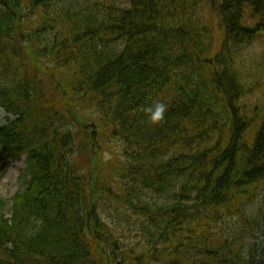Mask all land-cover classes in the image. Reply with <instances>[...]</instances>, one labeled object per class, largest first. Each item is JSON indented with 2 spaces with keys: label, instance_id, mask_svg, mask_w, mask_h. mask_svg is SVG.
<instances>
[{
  "label": "trees",
  "instance_id": "trees-1",
  "mask_svg": "<svg viewBox=\"0 0 264 264\" xmlns=\"http://www.w3.org/2000/svg\"><path fill=\"white\" fill-rule=\"evenodd\" d=\"M255 37L264 0H0V149L25 164L0 264H252L264 42L236 49Z\"/></svg>",
  "mask_w": 264,
  "mask_h": 264
},
{
  "label": "rangeland",
  "instance_id": "rangeland-1",
  "mask_svg": "<svg viewBox=\"0 0 264 264\" xmlns=\"http://www.w3.org/2000/svg\"><path fill=\"white\" fill-rule=\"evenodd\" d=\"M216 41L219 42L221 40V33L217 30L215 31ZM264 42L263 37H255L249 43H245L236 49V54L240 59L250 61V58H255L258 56L259 50L262 48ZM82 112V111H81ZM84 115V113H82ZM114 152L119 151L118 145L114 141L108 142ZM86 149L82 152L81 155L85 154ZM103 156L105 159L109 160L110 158H114V155H110L108 152H104ZM3 160H1V163ZM4 164L1 166L0 163V199L8 200L20 189L22 186V182L24 180V164L22 161L20 162H10L7 159H4ZM102 205L104 208L100 209V213L103 218H105V222L111 228H114V224L112 220L107 216L108 212L111 214V208L114 206L113 201H102ZM250 213L252 216L256 217V220L259 222V228H254L250 230L247 226L241 225V229L237 230L238 237L236 236V245H240L241 251L243 253V257H248L250 260L252 255L253 263L252 264H264V188L261 194L258 197V200L252 205L250 209ZM114 219V217H112ZM110 229V228H109ZM236 233V234H237ZM126 245L132 249H138V238L134 236V232L127 230L124 231ZM254 244H258L259 251L256 254L248 252V247H251ZM125 249H123L124 251ZM120 261V260H118ZM121 264H127L123 262Z\"/></svg>",
  "mask_w": 264,
  "mask_h": 264
},
{
  "label": "clouds",
  "instance_id": "clouds-1",
  "mask_svg": "<svg viewBox=\"0 0 264 264\" xmlns=\"http://www.w3.org/2000/svg\"><path fill=\"white\" fill-rule=\"evenodd\" d=\"M167 106L163 102H156L145 109L147 120L151 124H158L165 118Z\"/></svg>",
  "mask_w": 264,
  "mask_h": 264
}]
</instances>
